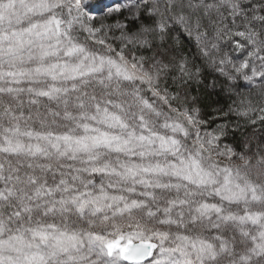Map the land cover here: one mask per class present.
I'll use <instances>...</instances> for the list:
<instances>
[{
	"label": "snow or ice",
	"instance_id": "snow-or-ice-1",
	"mask_svg": "<svg viewBox=\"0 0 264 264\" xmlns=\"http://www.w3.org/2000/svg\"><path fill=\"white\" fill-rule=\"evenodd\" d=\"M193 85L264 98V0H0V264H264V102Z\"/></svg>",
	"mask_w": 264,
	"mask_h": 264
},
{
	"label": "trees",
	"instance_id": "trees-1",
	"mask_svg": "<svg viewBox=\"0 0 264 264\" xmlns=\"http://www.w3.org/2000/svg\"><path fill=\"white\" fill-rule=\"evenodd\" d=\"M90 2L96 3V0H90ZM108 3H111V1H109ZM111 23H115V21H111ZM97 27H99L98 23H97ZM82 35L86 37L87 34L84 33ZM107 35L109 37L108 42L112 44L113 48H116L117 50H119L121 47H123L121 42L118 39H116V37L119 36V31H115L114 35H113V32H107ZM177 35L179 36V39L182 41L186 51H188L190 55L193 54L195 52L194 41H190L188 37L186 35H183L182 33H178ZM89 44L95 48L100 47L99 45L92 44L91 41H89ZM210 79L211 77L208 76L209 81ZM169 83L171 82L169 81ZM202 89H203V85H200V86L193 85L192 96L193 97L199 96L202 106L211 104L213 105V109L222 108L224 112H227L229 105H233V101H235L238 104L242 98H245L246 102L250 101L253 104H259L261 102H264V98L261 97L259 89H256V88L252 89L251 91L245 88H241L239 95H237L235 92L232 93V99H229L227 94L220 93L219 89H217L216 92L212 93L210 97H206L201 94ZM169 90L173 91V94H175V91L173 88H170ZM191 102H192V97H189V103ZM213 109H208V110L212 111ZM216 118L217 119H220V118L231 119L233 122L240 121L241 122V132L244 133L245 135H247L248 132H250L252 129H255L257 136L251 141V145L249 149H244V151L248 152L250 159H251V164L255 166L252 169L253 179L264 181V175H261V168L259 167V161L261 160L260 153L264 152V146L258 143L260 139L259 134L261 132H264V124H261L259 121L255 125L244 123L242 121V118L236 116L234 113L229 114V116H226V117L223 116L222 114H217ZM228 139L229 141L232 140L231 137H229ZM235 162L237 164L243 163L240 160H236Z\"/></svg>",
	"mask_w": 264,
	"mask_h": 264
},
{
	"label": "rangeland",
	"instance_id": "rangeland-1",
	"mask_svg": "<svg viewBox=\"0 0 264 264\" xmlns=\"http://www.w3.org/2000/svg\"><path fill=\"white\" fill-rule=\"evenodd\" d=\"M109 1H111V0H105V2H109Z\"/></svg>",
	"mask_w": 264,
	"mask_h": 264
}]
</instances>
